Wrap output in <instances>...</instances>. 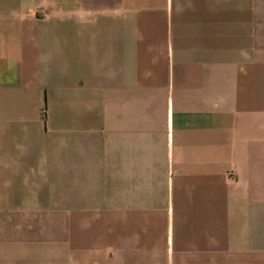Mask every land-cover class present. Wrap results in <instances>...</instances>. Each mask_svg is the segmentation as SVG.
<instances>
[{"label":"crops","instance_id":"crops-1","mask_svg":"<svg viewBox=\"0 0 264 264\" xmlns=\"http://www.w3.org/2000/svg\"><path fill=\"white\" fill-rule=\"evenodd\" d=\"M0 264H264V0H0Z\"/></svg>","mask_w":264,"mask_h":264}]
</instances>
